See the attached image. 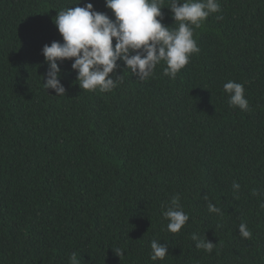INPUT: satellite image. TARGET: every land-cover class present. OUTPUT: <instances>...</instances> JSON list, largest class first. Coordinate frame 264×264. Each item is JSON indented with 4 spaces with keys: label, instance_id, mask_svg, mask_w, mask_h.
Returning <instances> with one entry per match:
<instances>
[{
    "label": "trees",
    "instance_id": "1",
    "mask_svg": "<svg viewBox=\"0 0 264 264\" xmlns=\"http://www.w3.org/2000/svg\"><path fill=\"white\" fill-rule=\"evenodd\" d=\"M74 2L0 0V264H69L73 252L81 264H264V196L252 195L264 190V0H220L174 80L163 62L140 80L121 60L110 75L122 83L83 90L65 60L56 95L42 49L62 42L53 17ZM229 79L250 111L229 107ZM177 194L190 219L171 233L161 205ZM153 239L168 245L164 260H151Z\"/></svg>",
    "mask_w": 264,
    "mask_h": 264
},
{
    "label": "clouds",
    "instance_id": "2",
    "mask_svg": "<svg viewBox=\"0 0 264 264\" xmlns=\"http://www.w3.org/2000/svg\"><path fill=\"white\" fill-rule=\"evenodd\" d=\"M72 4L76 6L58 9V14L53 17L62 42L54 40L42 49L48 66L42 76L43 85L47 91L54 89L56 95L66 93L61 80V64L65 60L72 61L71 68L76 71L78 84L83 90L107 92L122 83L123 74L115 78L110 75L121 60L125 69H131L140 80L152 77L163 62L166 65L164 75L174 80L191 56L200 52L195 38L196 29L211 14L221 10L220 0H169L167 7L171 10L174 24L178 23L172 27L163 22L164 0H105L112 16L96 10L91 2L82 4V0H75ZM223 91L228 95L229 107L250 111L242 83L229 79L224 83ZM240 187L239 182H233L234 192H238ZM252 195L264 196V190L253 189ZM260 206L264 208V201ZM207 208L210 213L223 216L221 208L210 200ZM161 211L168 220L167 230L171 233L180 232L190 219L180 204L179 194L171 197L169 204H162ZM239 233L246 239L252 236L244 222L239 225ZM191 238L196 241L197 249L208 253L213 251L215 243L209 239L195 233ZM150 247L152 261L164 260L169 254L168 245L157 239L151 241ZM113 249L122 259L124 250ZM69 264H81L77 253L70 255Z\"/></svg>",
    "mask_w": 264,
    "mask_h": 264
}]
</instances>
